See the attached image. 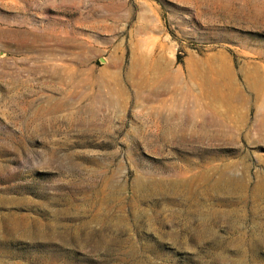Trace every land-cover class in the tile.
<instances>
[{
	"label": "rangeland",
	"instance_id": "374dc122",
	"mask_svg": "<svg viewBox=\"0 0 264 264\" xmlns=\"http://www.w3.org/2000/svg\"><path fill=\"white\" fill-rule=\"evenodd\" d=\"M0 264H264V0H0Z\"/></svg>",
	"mask_w": 264,
	"mask_h": 264
},
{
	"label": "bare ground",
	"instance_id": "6f19581e",
	"mask_svg": "<svg viewBox=\"0 0 264 264\" xmlns=\"http://www.w3.org/2000/svg\"><path fill=\"white\" fill-rule=\"evenodd\" d=\"M195 118L197 119V117ZM200 118L202 119V121L209 120L205 117H200ZM198 122H196V120L194 119H183V118H174L172 116H163L157 119L155 126L162 131L164 135V139H166V136L168 135H177L176 133L185 134L189 128H196L202 130L207 127V125H205L204 122L202 123H198ZM213 126H217V123L211 125V127ZM158 138H163V137H158Z\"/></svg>",
	"mask_w": 264,
	"mask_h": 264
}]
</instances>
